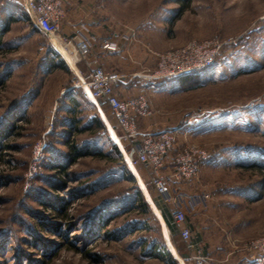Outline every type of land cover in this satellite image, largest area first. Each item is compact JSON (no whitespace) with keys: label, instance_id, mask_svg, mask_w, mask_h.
Listing matches in <instances>:
<instances>
[{"label":"rangeland","instance_id":"1","mask_svg":"<svg viewBox=\"0 0 264 264\" xmlns=\"http://www.w3.org/2000/svg\"><path fill=\"white\" fill-rule=\"evenodd\" d=\"M11 1L0 0V27L10 13L20 15L17 4L22 3ZM94 8L95 18L104 20L105 27L113 25L121 34L129 31L135 44L144 43L155 52L191 41L235 40L224 47L201 84L174 91L148 90L154 114L144 119L141 130L179 128L171 156L186 145L208 153L197 184L172 183L169 191L174 197L180 194L186 225L195 217L192 198L198 196L209 210L205 213L209 217L200 215V219L207 221L211 241L215 239L212 225L221 226L222 239L206 244L210 251L228 252L264 239L260 185L264 178L256 166L264 165V0H95ZM7 27L0 32V264H176L173 255L188 254L192 238L184 240L179 231L171 232L162 208H169L172 218L174 204L162 202L154 192L150 170L125 161L124 153L134 142L117 145L111 137L122 134L117 127L111 133L107 126L98 128L94 123L92 131L69 136L72 118L83 117L78 123L82 127L99 114L85 98L80 99L85 107L80 113L64 108L63 92L78 82L79 74L63 52L67 48L52 36L35 32L22 15ZM99 104L107 112V106ZM70 139L92 154L75 161L69 177L50 165L65 162ZM113 170L118 172L109 173ZM126 170L132 171L134 179L124 174ZM138 174L147 182L152 201L143 195L150 212L138 206L137 191L146 192ZM56 176L67 181L66 188H55ZM100 177L108 180L96 193L71 194L83 181ZM52 197H57V205L67 209V215L54 211ZM106 201H115L111 211L116 214L108 228L136 226L114 240L100 237L101 231L89 244L80 237L84 218ZM237 228H243L240 239L230 237ZM151 242L167 247L172 257L150 254ZM94 253L101 256L99 260Z\"/></svg>","mask_w":264,"mask_h":264},{"label":"built area","instance_id":"2","mask_svg":"<svg viewBox=\"0 0 264 264\" xmlns=\"http://www.w3.org/2000/svg\"><path fill=\"white\" fill-rule=\"evenodd\" d=\"M24 6L30 22L43 33L52 36L54 40L62 42L67 52L76 59L86 54L97 41L90 35L80 22L73 24L72 35L61 32V22L66 17L65 0H20ZM235 44V40L210 39L204 42L191 41L182 47L173 48L163 52H156L154 67H146L132 73H121L116 70H106L101 65L89 66L87 76L75 84L80 86L86 96L96 101L104 102L117 122L121 135L114 137V142L122 144L134 142L130 149L124 153L125 161L131 166L136 164L146 166L151 172V184L157 194L165 203H173L172 218L180 226V234L184 240L192 237V231L186 222V213L181 205L180 194L171 196L172 183L184 185L194 182L200 172L201 163L207 159L208 153L195 146L186 145L171 156L176 133L173 130L157 132L143 131L138 127V119L151 115V104L147 94L142 91L137 95L122 96L117 92L120 84H128L136 79L145 82L175 78L188 73L202 71L212 67L222 56L224 47ZM72 46V48H69ZM102 49L114 51L118 44L111 38L102 39ZM115 133V132H114ZM117 138L120 143H118ZM171 157L170 169L167 163ZM208 195L204 197L207 198ZM202 198V196H200ZM198 196L192 200H198ZM183 225V226H182ZM231 253H239L238 260L224 259L215 261L202 249H197L187 255L174 254L176 264H260L264 261V239H253L242 246L235 247Z\"/></svg>","mask_w":264,"mask_h":264},{"label":"crops","instance_id":"3","mask_svg":"<svg viewBox=\"0 0 264 264\" xmlns=\"http://www.w3.org/2000/svg\"><path fill=\"white\" fill-rule=\"evenodd\" d=\"M11 2H15V0H12ZM94 4H95V0H65V8L67 13H66V17L61 22L62 34L72 35L73 24L80 22L82 25H84L85 30L87 31L88 34L94 35L97 38V41L93 42L91 49L86 54H84L82 57L81 55H79V58L77 59L73 57L75 63L74 66L79 71V74L77 75L78 80H82L87 76L89 66L101 65L104 66L106 70L119 68L121 70H124V72L122 73H128L130 71H131L130 73H132L133 70L140 71L139 69L142 70L143 68L146 67L155 66L157 60V57L155 55L156 52L150 50L147 47V45L144 43H141L142 45L135 44L136 39H133L131 37L132 34L129 31L126 34L125 33L121 34L113 25H108V26L106 25L107 27H105L104 24H106V22L104 20L95 18L96 8H94ZM106 38H111L115 40L118 44V48L114 51L102 49L100 43L102 39H106ZM79 67H81V69L84 68L85 73H83ZM186 84H187L186 80L177 77L165 79V80H154L150 82H145L142 79H136L134 81L129 82L128 84L118 85L117 92L122 96H128V95H137L142 91H144L147 94V91L150 89L154 92L155 91L163 92L162 90L164 89L166 90L167 88L173 89L174 91V90H178L179 88H183ZM77 89H78L77 85H70L68 86V88H66V90L63 93L65 94L66 92L70 91V93L68 92L67 95L70 96L71 94L72 96H75L78 95ZM93 103L95 104L96 106L95 109L99 113V116L101 117L105 125L107 126L109 132L111 133L112 131L115 132V127H117V122L114 116L111 114V111L108 108V106L106 105L108 108L107 112H103L99 103L97 104L96 101H93ZM151 110H152L151 115L145 118L142 117L138 119V127L140 129L142 127V122L153 116L154 113L152 106H151ZM149 122L150 121H147V124H149ZM170 161H171V157H169V162L167 163V170L170 169V165H171ZM203 163L204 161L201 163V168L198 178L194 182L189 183L190 186L195 185L199 182ZM137 177L143 182L145 186L146 192H144L141 187L143 194L145 196H148L152 201V198L146 186L147 182L145 183L141 179L139 174L137 175ZM149 182H150V186L153 188L151 184V179ZM180 186L185 187V185H180ZM153 190L157 194L154 188ZM160 199L163 202L161 196ZM192 210L195 211L194 219L192 218L187 225L185 223V225L188 226L192 231V237H191L192 240L190 244V251L188 252V254L194 252L197 249H202L205 253L209 254L215 261L217 260L222 261L224 259H229L230 261L235 262L236 260H238L240 258L239 253H231V251L226 252L225 249H222L218 252L213 249L212 251H210L209 248L206 247L207 243L214 242V240L216 242L222 239L221 237L222 235H220L219 232L221 226L217 222H215V224L212 225L213 237L215 239L211 241L210 237L212 236V233L210 231L209 225L207 224V221L200 219V215L209 217L208 214H205L206 212L208 213L209 211V210L207 211V206H205L204 204L201 205L200 202L196 200L193 203ZM239 225H241L240 222L237 223V226ZM177 231L180 232V226H178ZM242 233H243V228L241 230L237 228L236 230H233V232H230V237L232 236V238L240 239L241 236L243 235ZM238 264H244V263L239 262Z\"/></svg>","mask_w":264,"mask_h":264},{"label":"trees","instance_id":"4","mask_svg":"<svg viewBox=\"0 0 264 264\" xmlns=\"http://www.w3.org/2000/svg\"><path fill=\"white\" fill-rule=\"evenodd\" d=\"M12 3L15 4V2H12ZM17 5H19L18 7L20 8V15L18 17H16L14 14L10 13V15H9L10 17L7 18V20H8L7 23L4 24L3 27H0V32L7 30L8 24H10L15 18H16V20L18 18H20L21 15L24 17L26 22H28L30 25H32V29L35 32H39V29L37 27H35L30 22L28 15H27V12H26L25 8L23 7V5L22 4H17ZM213 66H215V64ZM212 67H210V68H212ZM210 68H207V69L202 70V71H196V72L188 73L185 75H181V76H178L177 78H183L184 80L187 81V84L191 83V85H193L195 83H198L199 81H205L210 76V74L212 72V70ZM198 84H201V83H198ZM82 90L80 91L79 89H77L78 95H75V96H72L71 94H70V96H68L67 94H68V92L70 93V91H68L64 94V101H65V103H64L65 107L64 108L69 113H71V114L75 113V112L80 113L83 111V109L85 107L82 106V101L80 100L81 98H85L87 100H90L86 96L84 91H82ZM90 101L93 103L92 100H90ZM100 103H101V105L102 104L106 105L102 101H100ZM74 116H76V114H74ZM81 118H83V117H81ZM81 118L80 117H74L71 119V122L69 123V128H70V130H69L70 135L69 136H71L73 134V132H75V131L76 132L92 131L93 130L92 129L93 123L96 124V126L98 128L99 127L105 128V126H106L105 123L103 122V120L101 119V117L98 116V117L91 118L92 124L88 123V124H85L84 126L81 127L80 124H78L81 121L80 120ZM67 142H68L70 148H69L68 153H66V154L63 153L64 154L63 157L65 158V162L64 163L57 162L55 164L51 163L50 168H52V170L55 169L56 172H58V174H61L62 176L64 174H66L67 176L70 177V175H72V173H71L72 170L70 169V166H72L75 163V161H77L78 159H80L86 155L92 154V153L90 151H88L87 149L78 148L77 144L74 141H71V139L66 141V143ZM114 148L116 151L117 147L115 146ZM106 156H107L106 153H102L103 158L104 157L106 158ZM256 164H257L256 162H253V164H251V165H256ZM256 166L259 167V169H257V170L261 173V175L264 178V165L259 164ZM58 168H61V169L58 170ZM117 172H118L117 170H113V171H110L109 173H117ZM106 173H107V171L106 172L104 171L103 176ZM124 174L128 175L129 176L128 178H130V179H134V177H135L131 170H129V171L126 170ZM110 175H112V174H110ZM107 180H108V178L102 179L100 177V178H95V179L83 181L82 183H80V185L76 186V188H74L71 191V194L72 195H78V196H84V197L89 196L91 194L96 193L98 190H100L99 188H101V184L106 182ZM52 184H54L55 188H58V189H60V188L64 189L67 187V181H65L60 176L59 177L56 176V178L53 177V183ZM260 185H261V188L263 189L264 188V180L262 181V183ZM136 195H138V198H139L138 202L140 205H138V206H141V208L144 212H150L151 207H150L148 201L144 198L142 191L141 190L137 191ZM56 199H57V197H55V198L52 197V199L50 200L52 205L55 208L54 211L64 213L63 216L67 215L68 214L67 209H64V207H60L59 205H57L58 202ZM105 203H108V205H106ZM113 204H115V201L114 202L113 201L102 202V204L97 205L96 208H94L92 212L87 213V215L84 218V224H83L84 233L82 234V236H80L83 241H85V242L89 241V244H90L91 243L90 241L95 239L98 236V234H101V231H104V235L103 236L99 235L100 237H104L108 240H110V239L114 240V239L118 238L119 236H123V235L129 233L131 231V229H133L136 226L135 224L128 223L125 225V227H121V228L118 227L116 229L108 228L107 226L114 220V217L116 215L115 212L111 211ZM134 207L135 206H133L132 208H134ZM162 209H163L162 210L163 213H165L164 216H165L166 222H167L171 232H173V233L176 232L178 226L173 221V219L171 218L169 208L165 207ZM149 246L151 249L150 254L155 253L154 256H158V257L164 259V258H166L167 254L168 255L170 254L167 247H165L164 245H158L155 242H151L149 244ZM186 254H184V255H186ZM92 256L94 259H98V260L101 257L97 253L92 254ZM170 256L172 257L171 254H170Z\"/></svg>","mask_w":264,"mask_h":264},{"label":"bare ground","instance_id":"5","mask_svg":"<svg viewBox=\"0 0 264 264\" xmlns=\"http://www.w3.org/2000/svg\"><path fill=\"white\" fill-rule=\"evenodd\" d=\"M63 52L65 53V55H67V58L70 59V61H72V60L74 61L73 56H71L67 51L66 52L63 51Z\"/></svg>","mask_w":264,"mask_h":264}]
</instances>
